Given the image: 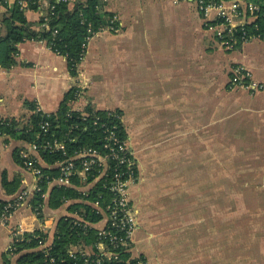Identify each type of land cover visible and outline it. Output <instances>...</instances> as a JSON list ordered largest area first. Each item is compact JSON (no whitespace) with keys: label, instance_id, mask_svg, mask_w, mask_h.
<instances>
[{"label":"crops","instance_id":"1","mask_svg":"<svg viewBox=\"0 0 264 264\" xmlns=\"http://www.w3.org/2000/svg\"><path fill=\"white\" fill-rule=\"evenodd\" d=\"M6 1V7L0 6V15L11 9L15 0ZM246 3L226 0L221 5L236 25H245L255 19ZM22 4L27 21L37 28L44 5L29 8L26 0ZM103 11L117 15L119 27L99 32L88 41L76 77L68 73L66 59L52 52L44 41L17 44L15 65L0 67V118L23 122L36 105L45 113H55L71 87L83 88L84 80L91 82L86 92L90 98L79 96L70 107L81 111L89 105L95 110L122 111L137 164L133 194L136 192L140 200L154 199L168 184L171 193L185 190L189 199L191 185L203 189L208 178L216 201L223 198L228 183V229L224 230L228 238L224 243L221 238L215 241V250L204 263L264 264V87L256 90L231 84L236 66L249 71L252 81L264 83V39L225 47L217 36L222 27L213 23L216 11L205 17L191 0H109ZM33 145L10 135L0 136V200L9 202L20 193L23 197L5 220H0V264H17L23 251L11 248L24 233H43L45 245L38 246L43 250L53 243L61 217L82 215L69 210L79 200L49 208L48 192L41 215L33 212L35 178L16 164L12 155L17 149L19 156L26 153L46 167ZM208 167L213 168L209 177ZM168 168L185 169L186 174L161 176ZM191 168L198 169L197 177L190 175ZM3 172L8 180L19 181L15 193L7 194L2 187ZM132 201L137 228L131 254L138 257L135 249L142 246L139 232L143 220L138 203L133 197ZM84 203L89 205L87 200ZM222 216L215 203L214 222L220 234ZM151 235L152 244L157 246L160 240L154 232ZM71 249L80 254L94 252L92 246L84 244ZM144 264L164 262L147 259Z\"/></svg>","mask_w":264,"mask_h":264},{"label":"trees","instance_id":"2","mask_svg":"<svg viewBox=\"0 0 264 264\" xmlns=\"http://www.w3.org/2000/svg\"><path fill=\"white\" fill-rule=\"evenodd\" d=\"M40 0H26L29 8H37ZM226 0H202L204 5L220 4ZM258 6L254 12L255 19L245 24L242 29L238 27L234 36L239 38L243 31L249 36H255L264 39V0H246ZM23 0H15L11 9H7L0 15V67L9 68L15 65V56L17 54V44L36 40L44 41L51 51L61 55L66 59L68 73L76 77L79 72V65L83 60L87 47V37L89 36L88 26L92 31L97 30L101 25L108 24L112 13L100 10L101 0H73L69 3L53 2V9L46 15L47 29L40 27L43 18H39L37 28L25 17L26 7L22 4ZM0 6L6 7L7 1L0 0ZM84 20V22H82ZM218 19L217 22H221ZM111 31H116L118 23ZM56 31L53 33V31ZM78 88L71 87L64 95L58 110L48 116L40 113H32L24 121L13 118H0V136L10 135V137L19 138L25 142H33L38 146H43L47 141L58 140L64 143L65 154L62 151H51L43 147H38L39 155L46 165L41 167V178H38L39 191H34L31 205L33 212L39 216L44 207L43 194L48 192L47 205L51 209L61 207L66 201L74 199L79 200L69 206V210L81 212V216L89 221L95 222L100 219V215L84 200H99V196H106L99 183H96L87 193L83 195L80 187L84 184L80 177H71L72 185L69 187L50 185L49 180L59 175V169L56 163L74 156V154L84 147H99L102 132L100 125H94L93 120L98 118L99 122L106 121L118 126L121 134L127 137L124 127L114 115H122L119 109L114 110H95L87 105L81 111L73 110L70 107L71 102L76 100ZM29 109H34V105L26 102ZM86 113L87 116H83ZM46 119L49 123L48 131L42 133L40 123ZM13 160L16 164L24 166V159L19 156L17 149L13 151ZM78 160H75L77 163ZM91 177H88L89 181ZM1 185L7 194L15 193L19 188L17 179L8 180L6 173L1 174ZM5 200H0V216L4 213L6 205ZM44 234L39 230L31 233H24L14 242L12 250L22 252L18 256L17 264H81L83 256L78 251L71 257L69 250L78 244L92 246L95 251L97 234L94 228L84 231L73 226L72 217H61L56 226L54 240L49 247L47 254L44 250H39V241L43 239ZM130 254H121L119 261H108L104 264H125ZM51 259L53 260L51 262ZM142 259V258H141Z\"/></svg>","mask_w":264,"mask_h":264},{"label":"built area","instance_id":"3","mask_svg":"<svg viewBox=\"0 0 264 264\" xmlns=\"http://www.w3.org/2000/svg\"><path fill=\"white\" fill-rule=\"evenodd\" d=\"M108 1L109 0H101L102 5L100 10H104V6ZM191 1L196 3L205 17L210 11H216V18L213 23L222 27V29L217 32V36L225 47L231 49L249 39L257 38L247 35L244 31L239 38H236L234 36L235 30L238 27L242 29L244 24L236 25L231 19V16L226 14L221 3L204 5L202 0ZM236 1L238 2L240 0ZM53 2H63L72 5L73 0H40L39 3L44 5V12L40 16L43 18V22L40 25L43 29H47L48 27L46 15L53 9ZM234 8H236V5ZM246 8L251 13L258 10V6L251 2L246 3ZM218 19H221V22H217ZM82 22H84V20H82ZM116 22L118 23L117 15L112 14L108 24L101 25L95 31L91 30L90 23H88L87 26L89 28L87 30L90 34L87 40L89 41L97 33L104 30H113ZM206 24L209 23L207 22ZM209 27H211V25ZM55 32L54 30L53 33ZM47 47L50 49L49 46ZM250 77V72L244 67L236 66L233 69L231 84L247 89H263L264 83L254 82ZM76 88H78L75 94L77 99L80 87ZM73 102H71V104ZM34 112L44 116L49 115L43 112L37 105L35 106ZM82 114L83 116H87L86 113ZM114 117L123 125L122 115L116 114ZM93 124L100 125V130L102 132L100 146L84 147L77 151L74 156L56 163L55 166L59 169V175L49 180L48 183L50 185L69 187L72 185L71 177L78 176L84 183L82 187H80V192L83 195H87L88 191L96 183H99L103 191L107 193L106 196H99V200L89 201V205L92 209L100 215L99 220L92 222L81 215L75 218L72 217L73 226H77L84 231L94 228L97 234L95 251L92 254H85L82 252L83 261L81 264H104L105 261H119L120 255L126 253L130 254V257L125 261V264H144L143 259L140 257H133L131 254L133 249V237L137 228L136 211L129 196L130 188L134 185L138 176L134 151L129 146L127 137L121 134L116 124L107 123L106 121L99 122L98 118L93 120ZM48 126V121L43 119L40 123L41 132L46 133L48 131ZM33 146L36 150H38V147H43L51 151H62V153L65 154L64 143L62 141H47L43 146L37 147L36 144ZM21 157L24 159V167L30 171L35 178L36 184L34 191H39L38 178H41L42 166L38 163L37 159L26 153H21ZM75 160H78L77 163H75ZM88 177H91L89 181H87ZM42 196L45 198V194ZM22 198V194L20 193L15 199L9 201L5 205L4 213L0 216L1 221L5 220L4 218L9 215L10 209L17 206L19 200H22ZM39 245L44 246V241H39ZM48 249L49 247L43 249L45 254H47ZM69 254L72 257L73 254H75L74 250H69ZM52 261L51 259V262Z\"/></svg>","mask_w":264,"mask_h":264},{"label":"rangeland","instance_id":"4","mask_svg":"<svg viewBox=\"0 0 264 264\" xmlns=\"http://www.w3.org/2000/svg\"><path fill=\"white\" fill-rule=\"evenodd\" d=\"M90 83L84 80L83 88H79V96H83L85 99L87 96L90 98L86 93ZM91 99L93 98L91 97ZM182 170L181 168H168L166 174L163 173L161 176L185 175L186 170L184 169V172ZM197 170V168H191L189 170L190 175L197 177ZM206 171V175L209 177L208 175L212 174L213 168L208 167ZM137 180L131 186L129 196L132 203V197L138 203L139 216L141 221L143 220L140 224L141 232H139L142 238H139L138 235L142 241V246L139 250L135 249V253L144 261L159 259L164 264H203L207 262L205 261L207 255L214 252L215 241L221 238L224 243V240L228 238V231H224L228 229L229 216L225 214L228 213L229 207V194L226 195L229 188L228 183L225 184V187L223 185L224 188H227V190L223 189V192L226 191L222 194L223 198L221 200L216 199V201L213 199V185L208 183V178L203 189L201 187L198 189L196 184L191 185L189 199H186L185 190L183 192L176 190L171 193L169 190L171 185L164 184L162 191L157 192L158 196L154 199L146 197L140 200L137 193L134 192L133 194L132 192ZM215 203L216 209L221 208L223 211L221 234L217 230V222H214ZM152 232L160 240L157 246L151 242ZM140 254L141 256H139Z\"/></svg>","mask_w":264,"mask_h":264}]
</instances>
